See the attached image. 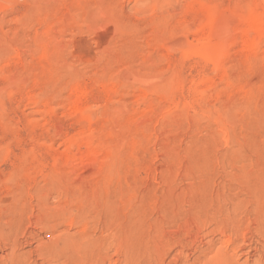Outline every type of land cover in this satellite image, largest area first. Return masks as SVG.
Here are the masks:
<instances>
[{
	"label": "rangeland",
	"instance_id": "rangeland-1",
	"mask_svg": "<svg viewBox=\"0 0 264 264\" xmlns=\"http://www.w3.org/2000/svg\"><path fill=\"white\" fill-rule=\"evenodd\" d=\"M0 264H264V0H0Z\"/></svg>",
	"mask_w": 264,
	"mask_h": 264
}]
</instances>
